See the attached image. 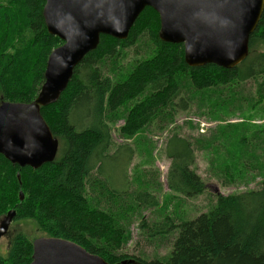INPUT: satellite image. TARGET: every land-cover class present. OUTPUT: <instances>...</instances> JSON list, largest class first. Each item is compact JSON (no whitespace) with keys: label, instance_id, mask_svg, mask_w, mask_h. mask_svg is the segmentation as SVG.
Segmentation results:
<instances>
[{"label":"trees","instance_id":"trees-1","mask_svg":"<svg viewBox=\"0 0 264 264\" xmlns=\"http://www.w3.org/2000/svg\"><path fill=\"white\" fill-rule=\"evenodd\" d=\"M45 4L46 0H0V103L33 102L45 82L49 56L63 45L47 30ZM159 31V14L148 7L126 40L102 35L58 102L41 109L60 144L53 162L33 169L13 165L0 154V217L15 211L13 221H33L39 232L74 242L109 264H264V180L256 190L217 195L214 205L193 220L175 224L167 218L178 235L166 260L121 253L125 232L106 206L125 193L100 177L111 147L112 122L123 120L121 136L134 140L151 126L162 129L160 123H174L195 103L200 109L208 105L211 113L235 111L244 120L220 124L223 140L217 145L201 147L179 132L171 135L166 144L168 189L184 199L206 192L196 168L198 150L216 153L214 160L229 182L246 178V172L264 176V159L257 165L249 151L256 140L264 146V124L251 123L256 117L264 119V52L259 50L264 47V13L250 37L249 56L233 69L188 66L183 45L161 41ZM143 38L151 52L125 68L124 80L104 74L107 62L118 65ZM246 84H251L250 96ZM248 110L252 113L243 115ZM122 147L130 151L131 160L133 148ZM137 199L142 205L158 206L152 194ZM32 257L33 242L18 234L7 254H0V264H30Z\"/></svg>","mask_w":264,"mask_h":264},{"label":"water","instance_id":"water-1","mask_svg":"<svg viewBox=\"0 0 264 264\" xmlns=\"http://www.w3.org/2000/svg\"><path fill=\"white\" fill-rule=\"evenodd\" d=\"M148 7L159 14V39L183 45L188 66L233 69L249 56L250 37L264 13V0H46L47 30L63 45L49 56L45 82L33 102L0 105V154L13 165L33 169L53 162L60 144L41 109L58 102L102 35L126 40ZM15 215L10 211L0 222V238ZM30 264L109 263L74 242L42 237L33 242Z\"/></svg>","mask_w":264,"mask_h":264},{"label":"rangeland","instance_id":"rangeland-1","mask_svg":"<svg viewBox=\"0 0 264 264\" xmlns=\"http://www.w3.org/2000/svg\"><path fill=\"white\" fill-rule=\"evenodd\" d=\"M141 42L128 49L126 58L118 62V65L107 62L104 65V74L111 76L115 81L124 80L127 74L125 68L135 59L145 57L151 52V44L147 38H143ZM259 50L264 52V47ZM119 68L122 71L121 75L118 73ZM250 87L251 84H246L247 93H245L248 96H250ZM183 96L187 97V94L182 93ZM208 108L207 105L200 109L195 103L188 112L179 113L174 123H160L164 126L162 129L155 125L151 126L134 140H126L121 136L119 128L124 124L123 120L111 123V147L102 161L103 176L100 177L102 180H107L111 188L125 193L113 200L110 207L106 206V208L116 217L118 226L125 232L121 253L127 257H138L148 261L166 260L173 251L174 241L178 235L177 229L170 228L172 223L167 218L172 219L175 224L193 220L214 205L217 195L227 196L260 188L264 176L259 175V171L246 172V178L229 182L228 175L222 174L218 162L214 160L216 153L198 150L196 168L207 184L206 192L196 199H184L169 191L167 176L170 160L166 157V144L173 133L179 132L201 147L209 143L217 145L218 140H223L220 137V124H233L244 120L240 113L235 115V111L211 113ZM251 113L248 110L243 115ZM254 119L251 123L264 124V119L259 117ZM260 140H256L249 150L251 161L257 165L262 163L260 159H264V146L256 145ZM124 145H129L134 150L131 160L130 151L124 147L119 148ZM97 174V171H94V176ZM144 193L154 195L158 206L142 205L137 198ZM20 201L23 202L24 198ZM4 218L0 217V222ZM18 234L28 237L31 242L42 237H50L39 232L33 221L23 219L12 221L6 235L0 238V254L3 256L7 254L11 241Z\"/></svg>","mask_w":264,"mask_h":264}]
</instances>
